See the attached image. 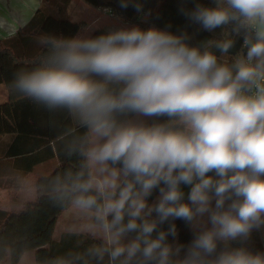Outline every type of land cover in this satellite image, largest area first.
Wrapping results in <instances>:
<instances>
[{"label": "clouds", "instance_id": "1", "mask_svg": "<svg viewBox=\"0 0 264 264\" xmlns=\"http://www.w3.org/2000/svg\"><path fill=\"white\" fill-rule=\"evenodd\" d=\"M117 3L152 15L143 0ZM178 11L222 38L194 44L171 25L46 35L45 54L15 73L13 92L86 132L68 152L81 168L50 199L88 216L99 240L48 264H264L248 247L264 233V0H182Z\"/></svg>", "mask_w": 264, "mask_h": 264}, {"label": "trees", "instance_id": "2", "mask_svg": "<svg viewBox=\"0 0 264 264\" xmlns=\"http://www.w3.org/2000/svg\"><path fill=\"white\" fill-rule=\"evenodd\" d=\"M55 1L49 0L48 7L54 9L56 5L57 14L48 12L42 2L25 28L20 31L21 34L30 33L42 37L74 36L82 27V23L65 18V8L69 0H61L62 2L57 0V4ZM83 1L100 9L108 8L113 16L142 28L154 25L163 29L171 25L170 30L173 32L186 30L193 36L194 44L218 40L223 35L221 29L210 33L199 30L198 25L190 24L178 11L182 0H143L145 11L152 12L146 21L131 8L120 9L117 0ZM199 2L209 6L212 4V0H199ZM186 6L191 8L193 4L188 3ZM103 31L106 29L100 28L92 34ZM241 43L242 40L237 38L236 46L228 55L229 62L233 56L243 51ZM45 52V46L39 44L34 53L20 54L11 42L0 41V84L5 87L7 93L6 100L0 103V135L13 134L15 140L23 144L24 148L20 149L19 153L24 154L26 171H29L35 163L52 157H56L58 162L48 174L37 177L34 183L36 189L34 200L26 201L16 210H0V262L8 257L11 264H15L25 251L34 249L35 259L48 264L50 259L69 251L83 252L99 240V237L79 232H65L58 241L52 238L58 216L69 206L61 208L50 197L58 187L56 181L62 178L66 171L75 173L81 168L83 158L77 154L69 155L68 152L81 137L86 135V132L74 123L71 114L66 110L48 112L11 90L10 84L15 73L34 67ZM217 55L220 54L217 52ZM13 152L16 153V150ZM183 190L186 194L189 191L187 187ZM155 196L156 193L150 198V202ZM176 224L178 242L187 244L192 239L189 228L182 221H176ZM164 227L166 228L167 225ZM248 247L253 251H264V237L253 232Z\"/></svg>", "mask_w": 264, "mask_h": 264}, {"label": "crops", "instance_id": "3", "mask_svg": "<svg viewBox=\"0 0 264 264\" xmlns=\"http://www.w3.org/2000/svg\"><path fill=\"white\" fill-rule=\"evenodd\" d=\"M42 2L43 0H0V40L12 41L15 50L20 54L34 53L42 35L21 34L20 31L25 28ZM65 18L82 23V27L75 35H89L100 28L108 30L131 25L83 0H69L65 8ZM6 98V89L0 84V103ZM71 118L77 124L75 118L72 116ZM23 148V144L15 140V135H0V210H16L26 201L34 200L36 197L34 183L37 177L48 174L58 163L57 158L52 157L35 163L29 171H26L24 154L19 153ZM15 150L16 153L13 152ZM32 178L34 181L31 182ZM90 224L91 219L88 216L80 214L69 206L58 216L52 238L58 241L65 232L88 233L87 228ZM0 264H11V262L7 257ZM15 264L44 263L35 259V250L32 249L25 251Z\"/></svg>", "mask_w": 264, "mask_h": 264}, {"label": "rangeland", "instance_id": "4", "mask_svg": "<svg viewBox=\"0 0 264 264\" xmlns=\"http://www.w3.org/2000/svg\"><path fill=\"white\" fill-rule=\"evenodd\" d=\"M55 1V0H54ZM61 1V0H60ZM63 1V0H62ZM61 1V2H62ZM44 3H43V5L45 6V8H47L48 9V12H50V13H54V14H57L58 13V8H57V6L55 5L54 6V9H51V8H49L48 6V2H49V0H44L43 1ZM55 4H57V0L55 1ZM101 11H103V9H101ZM104 12V11H103ZM111 16V15H110ZM113 16V15H112ZM131 25H133L132 23H131ZM131 25H129V26H131ZM153 26V25H152ZM1 42H5L6 40H0ZM9 42H12V41H9ZM34 178H32V179H30L31 180V182L32 181H34L33 180ZM256 233H259V234H261L262 235V237H264V233H262V232H256Z\"/></svg>", "mask_w": 264, "mask_h": 264}, {"label": "built area", "instance_id": "5", "mask_svg": "<svg viewBox=\"0 0 264 264\" xmlns=\"http://www.w3.org/2000/svg\"><path fill=\"white\" fill-rule=\"evenodd\" d=\"M103 11L106 12L107 14L111 15V16L113 15L108 8H103Z\"/></svg>", "mask_w": 264, "mask_h": 264}]
</instances>
